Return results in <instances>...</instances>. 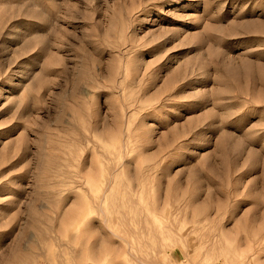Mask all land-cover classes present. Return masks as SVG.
Segmentation results:
<instances>
[{
	"label": "rangeland",
	"instance_id": "374dc122",
	"mask_svg": "<svg viewBox=\"0 0 264 264\" xmlns=\"http://www.w3.org/2000/svg\"><path fill=\"white\" fill-rule=\"evenodd\" d=\"M0 264H264V0H0Z\"/></svg>",
	"mask_w": 264,
	"mask_h": 264
}]
</instances>
